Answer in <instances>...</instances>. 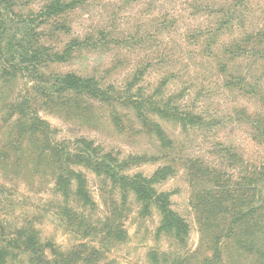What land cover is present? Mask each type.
Returning <instances> with one entry per match:
<instances>
[{
    "label": "rangeland",
    "instance_id": "1",
    "mask_svg": "<svg viewBox=\"0 0 264 264\" xmlns=\"http://www.w3.org/2000/svg\"><path fill=\"white\" fill-rule=\"evenodd\" d=\"M53 1L0 0V15L10 27L26 21L53 55V62L41 58L37 73L5 55L0 42L2 238L17 239L20 229L27 236L33 230L37 240L64 255L81 252L85 243L100 250L92 264H152V252L165 264H264L260 242L239 243L244 250L237 246L238 240L259 236L258 227L248 226L253 219L240 236L221 245V259L217 253L214 258L215 246L199 229L193 188L182 166L200 161L204 169L226 173L235 161L230 151L242 155L252 171L264 164V50L258 46L264 44V0H60L71 5L64 18L47 24L29 19H41L43 7ZM233 52L240 56L233 58ZM67 74L93 77L112 88V96L176 103L202 122L184 129L150 114L165 132L168 141L162 142L142 127L126 99L100 102L59 93L56 77ZM44 88L49 95L41 92ZM256 122L261 134L251 128ZM82 140L98 148L96 157H113L120 175L155 178V192L169 193L172 209L190 227L186 244L158 234L157 207L146 211L133 194L123 197L120 183L82 167L94 204L85 211L94 239L70 232L60 216L66 204L55 192L63 169L58 171L60 157L50 150L52 143L72 148ZM165 165L173 170L160 177L156 173ZM109 226L117 229L108 242L99 243ZM248 251L262 254L250 257Z\"/></svg>",
    "mask_w": 264,
    "mask_h": 264
},
{
    "label": "trees",
    "instance_id": "2",
    "mask_svg": "<svg viewBox=\"0 0 264 264\" xmlns=\"http://www.w3.org/2000/svg\"><path fill=\"white\" fill-rule=\"evenodd\" d=\"M59 1L54 0L43 7L39 16L41 19L34 17L29 19L33 20V23L43 20L44 24H47L54 18H64L62 14L67 9H70L71 5L67 7L60 5ZM2 10L4 9L0 6V12ZM21 25L10 27L6 19L0 15V42L4 44L1 50L5 55H10L12 58L16 57L22 65L29 64L32 68L29 69L30 71L37 72L41 58L47 57L48 61L53 62V55L50 53L49 47L47 48L41 43L39 34L35 33V30L30 29L26 21H23ZM262 44L259 43L258 46L259 49L264 50ZM241 52L245 54L247 50L241 49ZM232 56L234 58L240 55L233 52ZM58 59H62V57H58ZM23 70L26 71L27 67H21V71ZM55 86H57L59 93L68 91L100 102H107L113 97L115 99L128 100L126 104H129L130 101L133 108H135L142 127L154 134L162 142H166L168 139L165 137L166 135L161 125L150 114L168 118L167 121L178 122L184 129L189 125L198 126L202 122L199 115H193L189 112L184 113L180 105L170 103V101L160 104L156 100L139 99L136 95L117 97L115 93L112 96V88L105 89L102 83L98 80L96 81L93 77L82 78L74 74L58 76L56 77ZM41 92L50 94L47 88L41 89ZM251 128L256 134H261L262 132L257 122L253 123ZM39 132L42 133L41 131ZM261 136L264 137V133ZM261 143L264 144V140ZM90 145L92 146L86 140H82L72 148L68 147V145L52 143L50 150L55 156L60 157L61 166H57L58 171L63 169V172L60 171L58 173L55 192L60 194L66 204L63 214L60 216L68 230L81 236L83 240L87 238L86 236H91L94 239V233H89L93 229L88 227V220L85 216V211L92 209L94 204L86 185L84 174L78 169V167H82L90 168L97 175H105L120 183L118 188L123 197L133 194L145 204L146 211H149L151 207H157L161 215L158 234L161 233L160 235L173 238L179 244H186L185 241L190 227L187 221L172 209L169 193L155 192L153 183L156 182V179L142 178L139 175H120L117 173L116 167L112 165L113 157L107 154L96 157V154L99 156L96 153L98 148H90ZM230 153V157H234L235 161L234 163L232 162L233 165H230L231 168L226 173L225 171L222 173L221 170L217 169H204L205 164L200 161L189 166L186 163L182 164V166L186 167L187 178L191 188H193L191 203L196 213L199 229L202 234L205 233L211 236L213 246H215L214 258L216 253L218 254L217 261L221 259V245L225 241L232 239V237H236L237 233L240 236V233L244 229H248V226L249 228L258 227L256 233H260L259 236L253 235L247 241L237 239V246L244 250L247 247H244L243 244L260 242L259 247H264V164L259 168H254L252 171L251 168L246 166L242 155L234 151H230ZM166 169L173 170V167L170 168L169 165H165L163 170L157 171L156 174L159 173L160 177H163V172ZM240 170L242 174H240ZM238 171L239 173L237 174ZM75 208H77V212ZM247 219H249L248 223L246 222ZM252 219L254 223L248 225ZM116 226H109L102 237V241L98 242L101 244L108 242L107 240L112 237V232L117 229ZM24 231H26L25 228L20 229L17 239H4L2 238L3 231L0 225V264H92L94 254L97 255L100 252L96 248L91 249L85 243H81L79 246L82 249L81 252L64 255L59 253L57 247L52 243H43L40 239V241L37 240L35 238L36 231L32 230L28 236L26 233L22 235ZM31 234L32 237H30ZM241 242L244 243L239 244ZM87 249L91 252H87ZM245 250L247 251V249ZM84 251L87 253L85 256H83ZM47 253L50 254V259L47 257ZM247 254L250 257H260L262 252L258 254L254 251H248ZM158 255L156 252L151 253L152 264L167 263L166 259L160 261ZM162 256L163 258L165 257L163 254ZM263 259L264 257L259 258L261 262H263ZM96 261L98 260L96 259ZM178 263L179 261L172 264ZM207 264H211V262Z\"/></svg>",
    "mask_w": 264,
    "mask_h": 264
}]
</instances>
